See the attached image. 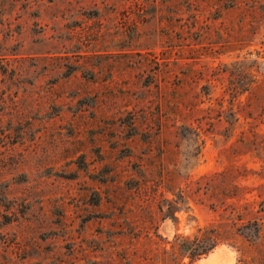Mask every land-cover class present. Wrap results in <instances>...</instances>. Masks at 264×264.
<instances>
[{
  "label": "rangeland",
  "instance_id": "1",
  "mask_svg": "<svg viewBox=\"0 0 264 264\" xmlns=\"http://www.w3.org/2000/svg\"><path fill=\"white\" fill-rule=\"evenodd\" d=\"M227 166L264 199V0H0V264H261L180 244Z\"/></svg>",
  "mask_w": 264,
  "mask_h": 264
},
{
  "label": "trees",
  "instance_id": "2",
  "mask_svg": "<svg viewBox=\"0 0 264 264\" xmlns=\"http://www.w3.org/2000/svg\"><path fill=\"white\" fill-rule=\"evenodd\" d=\"M236 170L235 166H227L223 171L211 175V197L214 198L211 208L221 209L222 213L219 222L197 228L192 239L181 237L180 244L188 251L191 261L208 254L220 244L235 246L238 238L244 239L250 248L264 240V199L259 202L250 201L246 194L251 193L252 188L236 183L229 184L228 179L235 175ZM242 171V176H246L248 170L243 168ZM259 188H264V184H260ZM231 199H236V202H229ZM240 200L244 202L237 204ZM259 259L264 264V256Z\"/></svg>",
  "mask_w": 264,
  "mask_h": 264
}]
</instances>
